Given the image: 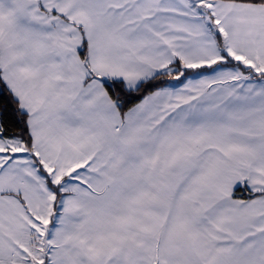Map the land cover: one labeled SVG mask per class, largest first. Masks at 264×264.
I'll return each mask as SVG.
<instances>
[{
	"label": "snow or ice",
	"instance_id": "1",
	"mask_svg": "<svg viewBox=\"0 0 264 264\" xmlns=\"http://www.w3.org/2000/svg\"><path fill=\"white\" fill-rule=\"evenodd\" d=\"M0 264H264V0H0Z\"/></svg>",
	"mask_w": 264,
	"mask_h": 264
}]
</instances>
